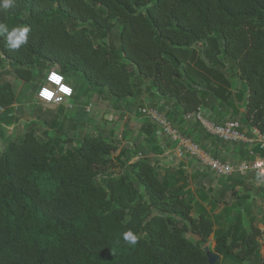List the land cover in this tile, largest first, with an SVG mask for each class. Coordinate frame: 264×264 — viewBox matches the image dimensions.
<instances>
[{"label": "trees", "instance_id": "trees-1", "mask_svg": "<svg viewBox=\"0 0 264 264\" xmlns=\"http://www.w3.org/2000/svg\"><path fill=\"white\" fill-rule=\"evenodd\" d=\"M88 22L101 33L96 40L78 24ZM0 23L10 30L30 28L17 50L0 37V68L8 62L19 80L31 83L35 67L47 65L123 100L134 96L135 74L159 101L176 105L181 129L168 119L184 135L202 138L225 161L222 148H245L202 130L184 131V115L195 112L208 91L193 85L184 66L219 38L221 56L248 87L241 125L264 134V0H15L11 10L0 12ZM115 26L118 48L102 41ZM15 100L12 85L0 83V110L8 111ZM144 126L147 135L156 129L149 122ZM118 150L90 134L75 152L52 159L51 143L32 129L10 142L0 154V264H208L204 244L211 235L222 261L242 264L258 253L264 231L252 224L244 230L235 220L215 233L209 215L192 216L194 204L146 159L109 178L106 187L99 185L98 175L111 168ZM245 160H251L247 153ZM162 171L185 176L181 169ZM128 230L138 236L135 245L121 238Z\"/></svg>", "mask_w": 264, "mask_h": 264}, {"label": "rangeland", "instance_id": "rangeland-1", "mask_svg": "<svg viewBox=\"0 0 264 264\" xmlns=\"http://www.w3.org/2000/svg\"><path fill=\"white\" fill-rule=\"evenodd\" d=\"M78 24L85 25L94 40H96V35L101 34L90 22ZM119 31V28L115 26L110 31L105 32V38L102 41L110 46L112 45L118 48ZM219 49L220 40L219 38H215V45L213 43V46L210 47V52H208V50L198 51L199 57L197 56V62L195 63L197 71H193L196 77H193L194 81L192 80V83H202L201 78L203 75L200 73V71L203 70L202 60L208 61L206 59L208 55L210 57L211 55L213 56L215 65H213L214 69H205V74L210 76L212 80L219 81L218 79H220L224 73L223 69L229 66L221 56ZM213 51L217 53H213ZM121 61L126 63L123 59ZM2 67L0 68V83L7 82L12 85L16 100L13 107L8 111L0 110V154L10 142L21 140L25 132L31 129L34 130L36 134L45 137V139L51 143L52 159H56L67 152H75L79 147L81 139L85 135L93 134L101 136L114 142L119 149L118 152L113 154L114 161L111 168L100 172L96 179L97 183L104 187L107 186L109 178L115 177L123 172L128 173L129 165L138 159H146L152 165L157 163V160L153 156L159 153L158 139H156L155 136H146V133L141 130L142 127H145L146 120L141 118L138 113V109L142 107L147 100L159 102L156 94L153 91L150 92L148 81L133 74L132 82L134 84V96H132L131 99L118 100L104 89L93 90L84 81L67 77L75 91V98L70 102L73 108L69 109L65 106L49 107L36 101V92L45 82L47 73L50 72V68L47 65L35 67L34 79L31 83H25L16 78L14 67L8 62L5 61ZM186 76L188 77L187 74ZM205 83L207 84L208 91H206V95L203 97L201 103L203 105L202 107L212 113H221L224 109L222 105L223 101L221 99H216V89H213L214 96L211 95L212 91L209 89L211 80L208 79ZM232 90L233 92L229 93L224 99L229 107L234 105V103L240 106L246 102L248 95V87L246 84L242 85L240 82L239 84L234 83L232 85ZM89 104H92L93 107L91 111L87 113L85 107ZM170 105H168L170 107L166 106V108H160V111H163L174 124L181 127V120L178 114H175L177 111L174 110L176 105L172 103ZM235 119H237L240 124L242 123L243 118L236 117ZM191 129L201 133V128L193 119H189L187 128H184V131L189 132ZM199 142L201 145L204 144L202 138H200ZM232 154L234 153L232 152ZM235 155L245 160V154L242 152L236 151ZM222 159L231 161L229 157H223ZM188 165L192 172L190 175L178 177L173 171L166 173L162 170L159 171V175L172 190L185 195L187 199L194 204L192 216H197L200 212H205L207 214L210 212L213 214L218 208L224 210V213L228 214L229 210H227V206L229 204L233 202H240L241 204V201L244 200L243 197H246L245 195L237 194V192L234 194L230 193L232 190L237 191L235 189V181L226 183L228 181L224 182L222 180H217L206 172H202L198 169L197 165L192 161H189ZM136 186L143 195L142 188L138 184H136ZM258 191L261 194L259 197H261L262 203L263 190L258 187ZM204 204L206 208H204ZM131 206L132 204H127V208ZM251 221L255 224L263 223L261 216H257ZM236 222H238L239 228H243L239 219H237ZM214 223L217 227L216 229L214 228L215 233L226 228V225H224L226 221H224V223H222V221L218 223L215 220ZM186 237L192 241L199 242V239L191 234H187ZM213 240L214 236L211 235L208 242L204 244V249L212 253H214ZM260 243L261 247L258 253L252 259L242 264H259L260 258L264 255V233L262 234ZM216 264L235 263L232 261H222V258H220Z\"/></svg>", "mask_w": 264, "mask_h": 264}, {"label": "built area", "instance_id": "built-area-1", "mask_svg": "<svg viewBox=\"0 0 264 264\" xmlns=\"http://www.w3.org/2000/svg\"><path fill=\"white\" fill-rule=\"evenodd\" d=\"M62 77L61 83L71 88V94L60 92V85L52 83L49 76ZM42 90L54 93L51 100L39 95ZM75 92L71 83L60 73L50 71L45 77V82L38 88L35 99L45 106H65L72 109ZM92 104L85 107L87 113L92 109ZM164 102L147 100L138 109L139 116L155 126L157 139L161 142L162 153L157 157L156 166L162 170L181 169L185 175L192 172L189 169V161H192L202 172H206L217 180L230 181L234 177L245 179L255 175L261 182L263 199L260 216L262 217V232L264 231V134L253 127H243L240 122L232 118L224 123H217L214 118L202 106L191 113L185 114L184 120L193 119L201 128L204 135L217 139L228 145L243 146L251 160L222 161L214 157V150L206 145H201L198 137H188L172 123L160 108H165ZM196 135V134H195ZM204 146H206L204 148Z\"/></svg>", "mask_w": 264, "mask_h": 264}, {"label": "crops", "instance_id": "crops-1", "mask_svg": "<svg viewBox=\"0 0 264 264\" xmlns=\"http://www.w3.org/2000/svg\"><path fill=\"white\" fill-rule=\"evenodd\" d=\"M206 45H207V47L209 46L208 52H210V47L213 46L212 42H210V43L207 42ZM220 49H221V42H220ZM199 50L202 51L203 49L197 50L196 60L192 61V62H190L184 66L186 69V74L188 75V79L190 81H192V80L194 81L193 77H196V74L193 71H197V69L195 68V63L197 62V56L199 57V55H198ZM213 53H217V52L213 51ZM209 54H211V53H209ZM206 59L208 61L202 60L203 70L200 71V73L203 75L201 78L202 83L195 82L193 85L197 86V89H199V91L203 92V89L208 90L207 84L205 83V81L208 79L211 80V84H209V87H210L209 89H211V91H212L211 95L214 96L213 89H216L217 92L215 94V97H216V99H221L223 101L222 105L224 106V109L222 110L221 113H212V112L206 110L205 108H203V107L202 108L205 109L208 113H210L211 116L214 118V120L220 124L224 123V122H226L232 118H236V117L237 118H243V116L245 115V104H246V102L240 106H239V104L234 103V105L229 107L228 104L224 101V99H225V97L228 96L229 93L233 92L232 85L234 83L239 84V82H240V83H242V85L245 83L237 77V71H235L230 65L226 66L223 69L224 73H223L222 77L220 79H218L219 81L212 80L210 78V76L205 74V69H207V68L214 69L213 65H215V60H214L212 55H211V57L208 55V58H206ZM236 81H238V82H236ZM161 102H164V101H161ZM166 106H168V105H166ZM170 106H168V107H170ZM201 106H203V105L201 104ZM141 130H142V128H141ZM156 132H157V130L154 129L152 134H150V135L146 134V136H148V137L155 136V138L157 139ZM160 146H161V142L158 140V147H159L158 151H159V153L157 155L153 156L156 160H157V157L162 153ZM213 150H215V149H213ZM227 151H228L227 156L229 158H231V161L236 162V161H243L244 160V159H241L238 156H236L235 153H236V151H240L243 154H246V152H245L246 150L244 151V150H240V149H229V148H225V149L222 148V150H221V152H223V153H227ZM232 152L234 154H232ZM237 178L238 177H234L231 181L226 182V183H231L232 181L236 182ZM258 187H260L262 189L260 180L255 176H250L244 181L243 184L236 185L235 189L237 191L232 190L230 193L234 194L235 192H237V194L245 195L246 197H243L244 200L241 201V204H240V202L239 203L233 202V203L229 204L227 206V210H229L228 214L224 213V210H221L219 208L213 214L208 212V215L211 218V220L213 221V223L215 220L218 223L220 221H222V223H224V221H226V223H224V225H226V228L222 229V230H226L229 226L236 223L235 220L239 219L240 224H242V227L244 228V230H247L249 228V226L252 224V225L256 226L257 228H259L260 231H262L261 230V228H262L261 223L255 224L254 222L251 221L253 218L260 216L261 207H259V206H261L260 205L261 197H259V196H261V194L258 191ZM262 195H263V193H262ZM204 208H206L205 204H204ZM230 209H233V210H230ZM237 212H240L239 213L240 216H237V214H236ZM214 228L215 229L217 228L215 223H214Z\"/></svg>", "mask_w": 264, "mask_h": 264}, {"label": "clouds", "instance_id": "clouds-1", "mask_svg": "<svg viewBox=\"0 0 264 264\" xmlns=\"http://www.w3.org/2000/svg\"><path fill=\"white\" fill-rule=\"evenodd\" d=\"M14 5L15 0H0V12L9 11ZM29 32L30 28L27 26L15 27L10 30L7 24L0 23V37L4 38L6 46L12 50L20 49L22 45L27 43ZM49 80L52 83L60 85L58 89L60 92L71 94V88L61 83L62 77L53 74L49 76ZM39 95L47 100H51L54 93L49 90H42ZM121 238L128 245H135L138 242V236L132 230L122 233Z\"/></svg>", "mask_w": 264, "mask_h": 264}, {"label": "water", "instance_id": "water-1", "mask_svg": "<svg viewBox=\"0 0 264 264\" xmlns=\"http://www.w3.org/2000/svg\"><path fill=\"white\" fill-rule=\"evenodd\" d=\"M206 251V256L208 260V264H216L219 259L221 258L219 255H216L215 253L209 252L205 249Z\"/></svg>", "mask_w": 264, "mask_h": 264}]
</instances>
